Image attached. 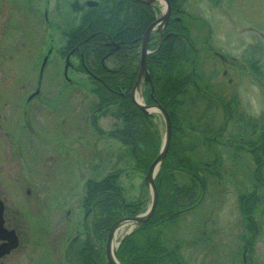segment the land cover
<instances>
[{
	"label": "rangeland",
	"instance_id": "374dc122",
	"mask_svg": "<svg viewBox=\"0 0 264 264\" xmlns=\"http://www.w3.org/2000/svg\"><path fill=\"white\" fill-rule=\"evenodd\" d=\"M60 1L0 0V178L5 180L7 190L26 216V221L23 219L27 225L20 249L3 264H74L72 260L79 255L81 240L86 238H91L96 250L106 248V243L99 245L92 236L96 217L87 214L84 202L89 181L98 182L119 171L124 196L128 200L146 202V209L152 204L151 188L145 185L147 175L135 168L126 147L111 135L117 127L111 113L117 108L102 110L101 94L96 93L102 88L101 83L92 82L87 68L80 64V55L66 60L64 34L73 27L69 13L74 9L70 5L72 0ZM204 1L198 5L200 8L193 1L185 5L188 11L202 15L206 22L200 38L197 36L199 42L208 40L212 47L206 50L215 49L242 68L239 76L229 71L225 78L222 74L226 68L221 66L220 60L212 53L203 52L200 62L203 81L210 83L213 92L226 100H237L236 110L240 115L258 123L257 127L249 126V132L262 131L264 0H218L216 6L210 0ZM54 3L61 15L53 12ZM157 5L160 15L165 6L161 2ZM254 29L256 36L250 35ZM259 41V53L254 52ZM91 58L88 63L97 69L95 57ZM253 59L258 61L260 78L251 72V67L255 66L248 61L254 62ZM146 61L149 79L146 73L145 78L147 84L151 82L150 87L138 85L137 79L133 90V100L136 96L141 103L146 90L148 95V90L153 88L148 55ZM106 62L109 64L110 60ZM36 91L40 94L29 95ZM156 105L162 106L158 102ZM149 110L153 112L154 128L165 137L166 122L162 112L153 107ZM221 118L220 113L218 120ZM24 119L34 125L31 133L29 127L23 132ZM236 120L237 115L231 119V128L227 131L235 129ZM2 122H6L3 127ZM258 136L259 133L253 134V138ZM226 147L218 148L223 161L221 184L218 186L215 179L209 178L202 204L180 224L177 236L184 243L183 256L187 264H244L241 238L249 232L242 226L239 200L243 194L254 191L256 163L251 152L233 154V149ZM16 156L24 164L3 165L5 160H18ZM31 162L39 178L41 205L28 209L23 191L13 179L19 182L25 178L26 181L33 170L25 165L32 166ZM3 167L10 176L3 174ZM48 173H51V182L47 179ZM186 181L184 176L177 177L179 185ZM259 192L264 195L263 188ZM255 213L251 215L257 218L260 228L255 240L259 249L256 247L257 252L248 259L250 264H264V206ZM129 231L124 227L117 232L116 246ZM75 239L80 243L73 245Z\"/></svg>",
	"mask_w": 264,
	"mask_h": 264
},
{
	"label": "trees",
	"instance_id": "16d2710c",
	"mask_svg": "<svg viewBox=\"0 0 264 264\" xmlns=\"http://www.w3.org/2000/svg\"><path fill=\"white\" fill-rule=\"evenodd\" d=\"M108 5L111 3L106 1L101 7L91 9L86 23L92 21L95 28L104 26L107 31V28L123 25V18L129 21L131 14L129 11L123 14L119 0L113 2L111 8ZM109 8L110 13L107 12ZM153 13L150 7L137 3L135 18L139 39L145 35ZM79 33L72 34L70 46L74 47L82 38ZM183 39L171 35L155 55L148 56L153 88L148 90L147 100L149 104L160 103L169 112L173 121V137L168 156L156 177L159 192L156 211L119 246L117 255L122 264H187L183 256L184 243L177 236L179 224L186 212L202 204L209 178L215 179L218 186L221 184L223 172L220 167L223 161L219 147L230 146L233 154L247 151L254 155L255 188L251 194H243L239 200L241 214L250 224L252 234L257 218L251 214L259 212L264 206V195L259 192L261 188L264 189V130L249 132L247 128L257 127L258 123L240 115L236 110V100L227 101L213 92L210 83L203 81L200 62L204 53H195ZM101 56L100 50H96V58ZM107 84L110 87L102 86L96 92L99 96L101 94L103 108H108L111 100L117 98L111 90L114 89V82ZM122 102L116 113L120 124L111 135L126 147L135 168L147 174L159 156L162 135L154 128L150 115L130 100ZM220 113L222 118L219 121ZM236 115L235 129L228 130L227 136V128ZM257 133L258 138H253V134L255 136ZM178 176L186 177L187 181L179 185ZM84 202L87 214L96 217L92 224V236L99 245L107 242L109 229L114 223L123 218H133L146 210V202L128 200L124 196L119 171L101 181L87 182ZM74 241L73 245L80 243L78 239ZM92 242L91 238L81 240L79 255L72 260L74 264H109L105 248L96 250Z\"/></svg>",
	"mask_w": 264,
	"mask_h": 264
},
{
	"label": "flooded vegetation",
	"instance_id": "af4514ba",
	"mask_svg": "<svg viewBox=\"0 0 264 264\" xmlns=\"http://www.w3.org/2000/svg\"><path fill=\"white\" fill-rule=\"evenodd\" d=\"M51 1V0H50ZM112 3L116 2L117 0H72L70 2V5L74 9L72 13H69L72 15L71 18V24L72 29L69 31H65V45L64 50L67 51L66 60L68 57H73L80 55V64L85 66L87 69L86 73L91 78L92 82H99L101 83V86H107L110 87V84L107 83L109 81L114 82V89H111L117 96V98L111 100L109 107H116V111L119 110V107L122 106V101L130 100L132 103H134L133 100V90L135 87V84L138 79L140 65H141V51L143 47L142 39H139L136 36V18H135V8L137 6L136 0H119L121 3V8L123 14H126V12H130L131 16L129 15V21H124L123 25L119 26H113V28H107V31L105 30L106 27L102 26V28H95L93 26V23L91 21L90 24H87V19L90 15V10L101 7L105 2ZM169 3V18L167 22L163 20L164 13L167 11V6H165V11L161 12L160 15L157 14V9L159 8L157 3H153L150 5H146L152 9L154 12L151 16L150 23L148 27L156 23V28L151 34L150 41H149V48L152 47V52L148 56L155 55L163 46L167 38L171 35H175L177 37L184 38L185 34H193L196 37L200 36L201 33L204 31V28L206 26V22L203 19L202 15H198V13L195 15L194 12H190L185 8V5L187 2L193 1L197 8H200V3H202L204 0H167ZM215 6L218 3V0H210ZM64 2V0H61L59 3ZM206 2V1H204ZM51 4V3H50ZM144 4V3H142ZM111 5H108L109 7ZM213 6L212 8H214ZM111 8V7H110ZM110 8L107 10L108 13H110ZM57 3H54V9L53 12L56 13L55 15H61L62 13H57ZM45 14H49V11L46 10ZM77 19V20H76ZM60 22V20H59ZM147 27V28H148ZM257 30V29H256ZM259 30V29H258ZM79 31L80 35H82L81 39L76 43L74 47L70 46L71 42V36L73 33H76ZM257 31L251 33L250 35L256 36ZM99 36H101L99 38ZM127 36V38H126ZM210 36V35H209ZM91 41V42H90ZM198 39L195 41L196 45H191L190 48L193 51H197L201 46V41L198 42ZM93 45H95L93 47ZM83 47V50H82ZM210 48V46H209ZM96 50H100L102 53V57L100 60V64L98 63V59L96 58ZM260 50V41L259 44H256L255 48L253 49L254 52H258ZM80 51H83V53H80ZM212 52H215V50H211ZM89 52V53H87ZM137 53H139L140 60L137 61ZM259 53V52H258ZM257 53V54H258ZM95 57L94 63L97 67L93 68L88 62L91 57ZM220 60V63L224 68H226L223 72L231 71L233 75L239 76L240 71L242 68L241 65L235 64L233 61L229 60V57L227 56V59L221 57H217ZM109 61V64H107L106 61ZM253 61H248L251 63V66L256 64L258 61L253 59ZM84 63V64H83ZM69 64V62H68ZM84 67V68H85ZM95 69V70H94ZM98 70V71H97ZM146 75H143L141 85H146V88L150 87V84H147L146 82ZM134 78V80H133ZM131 83H134V85L131 86ZM96 84V83H95ZM96 86V85H95ZM31 94L39 95V92H33ZM153 91L151 92V96H153ZM34 97V95H33ZM144 101L146 103V106H152L155 103L149 104L147 100V90L143 94ZM38 98V97H35ZM34 98V99H35ZM104 110V108H102ZM7 121V119H6ZM22 123V126H25L24 130H27L28 127L30 128L29 133L34 130V125L32 126V123L30 120L24 119ZM6 122H2L1 126L3 127V124ZM26 124V125H25ZM31 125V127H30ZM6 129V128H5ZM22 132V130H21ZM18 160H12L9 162V160H5L3 162V165H8L9 163H17V164H24L21 161V158L16 156ZM32 163V162H31ZM33 164V163H32ZM35 164L32 166L25 165L26 167L33 170V173H29V177H26V181L22 179L21 181L17 182L13 179L15 182V185L17 187H20V190L23 191V195L26 199V203L29 208H32L33 206H39L41 193L39 192L40 183L37 181L39 178L35 176ZM5 171L3 174H7V176L10 174L6 171V168L3 167ZM21 172H24L21 170ZM12 178V177H11ZM47 179L49 182H51V173H48ZM31 180V182L29 181ZM48 192L50 193V189H48ZM50 195V194H49ZM33 204V205H32ZM23 211L19 208L18 203L14 201L12 196L10 195L9 191L6 187V182L2 178H0V264H3L8 258L13 256L21 247L22 241L24 242L23 238V231L27 225L24 223V219L26 221V216L23 214ZM28 215V214H27ZM29 218V215H28ZM242 226L246 229L247 232H249V229H252L250 227V224L248 221L244 219ZM254 234L252 235H245L241 238V249L243 252V262L244 264H250L248 257H252L257 251L256 247L258 246L255 243V240L258 236L259 228L257 225L253 226ZM14 241H16L17 246L16 248L12 249L10 252H6L10 244H12ZM259 249V248H258ZM260 252V251H259Z\"/></svg>",
	"mask_w": 264,
	"mask_h": 264
},
{
	"label": "water",
	"instance_id": "95a60500",
	"mask_svg": "<svg viewBox=\"0 0 264 264\" xmlns=\"http://www.w3.org/2000/svg\"><path fill=\"white\" fill-rule=\"evenodd\" d=\"M137 2H143L145 4H151L153 2H155L156 0H136ZM169 18V15H166L164 20L165 22H167ZM156 26V23L153 24L146 32L145 37L143 39V49H142V60H141V69L139 72V78H138V82L137 84L139 85L140 80L142 78V76L146 73L147 78L149 79V74L147 71V55L149 54L148 51V42H149V38H150V34L152 32V30L154 29V27ZM69 59V57H68ZM67 70H68V65H67ZM67 73V72H66ZM137 103V102H136ZM137 105L146 113H148L147 108H145L144 106L140 105L137 103ZM156 108L162 112L165 121H166V136L160 151V154L158 156V158L153 162V164L151 165L148 174L146 176L145 179V185L150 187L152 190V195H153V201H152V205L149 208V210H147L146 213L142 214V215H138L135 216L133 218H123L120 219L119 221H117L116 223H114L110 229H109V234H108V240H107V244H106V253H107V261L109 264H121V262L118 259L117 256V248L116 247L113 251H112V245L114 243L116 234L119 230V228L125 224V223H130L135 227H140L143 226L149 219L152 218V216L155 213V210L157 208L158 205V201H159V192L155 183V179H156V175L160 169V166L162 164V162L166 159L169 149H170V145H171V139H172V120L170 115L168 114V112L166 110H164L162 108V106L160 105H156ZM129 235V233H127L119 242L118 246L120 245V243L125 239V237ZM17 243L16 241H14L12 244H10V246L8 247L6 252H10L12 249L16 248Z\"/></svg>",
	"mask_w": 264,
	"mask_h": 264
},
{
	"label": "bare ground",
	"instance_id": "6f19581e",
	"mask_svg": "<svg viewBox=\"0 0 264 264\" xmlns=\"http://www.w3.org/2000/svg\"><path fill=\"white\" fill-rule=\"evenodd\" d=\"M124 227H128V231L129 230H131L133 227H135V226H133L132 224H130V223H125V224H123L120 228H119V230H118V233H119V231L122 229H124ZM118 235V234H117ZM116 248V242H115V240H114V243H113V245H112V251L114 250Z\"/></svg>",
	"mask_w": 264,
	"mask_h": 264
}]
</instances>
